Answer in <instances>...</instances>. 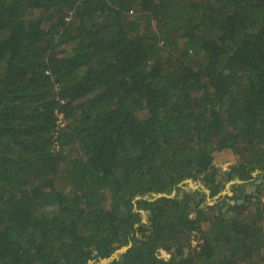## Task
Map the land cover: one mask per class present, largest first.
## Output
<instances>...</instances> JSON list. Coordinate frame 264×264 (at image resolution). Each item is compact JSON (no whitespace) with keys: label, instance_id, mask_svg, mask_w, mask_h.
Returning a JSON list of instances; mask_svg holds the SVG:
<instances>
[{"label":"trees","instance_id":"obj_1","mask_svg":"<svg viewBox=\"0 0 264 264\" xmlns=\"http://www.w3.org/2000/svg\"><path fill=\"white\" fill-rule=\"evenodd\" d=\"M226 151L234 217L181 186ZM130 241L106 264H264V0H0V264Z\"/></svg>","mask_w":264,"mask_h":264},{"label":"flooded vegetation","instance_id":"obj_2","mask_svg":"<svg viewBox=\"0 0 264 264\" xmlns=\"http://www.w3.org/2000/svg\"><path fill=\"white\" fill-rule=\"evenodd\" d=\"M209 168H210V166H209ZM232 171H233V168L229 170V176L231 175ZM259 173H260L259 171L256 174L253 173V177L254 178L256 177L255 179L245 180V179L240 178L239 181L234 182V184L232 185L231 192H229L225 195L218 196V198L216 199V202H214L213 204H208V202L206 203V200H205L204 206L211 205V206L215 207L214 205L216 203H219L221 205V208H220L221 211L226 212V215L228 217L236 216V214L240 210L239 207L249 206L250 204H252L253 202H255L257 200V195H258V191H259L258 184L262 183V177H257ZM199 187L202 188V186H199ZM199 187H197V188H199ZM231 205L235 206L234 210L230 209ZM215 209L218 210V207H215ZM137 210L140 211L142 214L141 209H137ZM144 211L147 212V217H146V220L143 219V221L148 222V211H146V210H144ZM214 215H216V214H214ZM130 243L132 245V241H130L129 244ZM198 244H199V240L197 238H194L193 239V245L195 246ZM174 249H176V248H174ZM160 250H162V253H164V254H162V253L158 254V251H157V254L159 257H162V258L171 257V254L168 253L167 251H165L163 249H160Z\"/></svg>","mask_w":264,"mask_h":264},{"label":"rangeland","instance_id":"obj_3","mask_svg":"<svg viewBox=\"0 0 264 264\" xmlns=\"http://www.w3.org/2000/svg\"><path fill=\"white\" fill-rule=\"evenodd\" d=\"M232 156L233 155L230 151L214 154V158L211 163L210 170L208 171V173L214 180L213 183L211 182L210 186H206V184H204V181L200 178L197 180L192 179L191 183H189L186 180L181 183V186L186 189H194L201 185L207 195L206 203L208 202V204H213L214 202H216V199L218 198V196L225 195L229 193V191L231 192V188L234 182H237L240 179V177L238 176H235V177L228 176V177L221 178L222 180L221 183L220 184L218 183V180H219L218 169L223 171L224 169H229L230 163H236V160H232ZM212 188L215 189L214 195L211 194ZM142 217L144 220H146L147 212H142ZM94 264H96L95 261H94Z\"/></svg>","mask_w":264,"mask_h":264},{"label":"water","instance_id":"obj_4","mask_svg":"<svg viewBox=\"0 0 264 264\" xmlns=\"http://www.w3.org/2000/svg\"><path fill=\"white\" fill-rule=\"evenodd\" d=\"M236 166V163H230L229 164V169H224L223 171H224V176L225 177H228L229 176V170L230 169H232V168H234ZM210 167H211V165H210ZM210 170V168L208 169V171ZM258 171H255L254 172V174H256ZM186 181V180H185ZM187 181L189 182V183H191L192 182V179L191 178H189V179H187ZM175 194V192H173L172 194H167V193H155L154 194V196L155 197H161V196H171V195H174ZM141 196H137L135 199H134V202H135V205H137V203H136V200L138 199V198H140ZM141 211L142 212H145L143 209H141ZM131 246V243L130 244H128V245H124V246H122V247H120L119 249H117V250H115L114 252H113V254L110 256V257H106V258H102L101 260H100V262L102 261V263H109V262H111L112 260H114V259H118L119 258V255L121 254V253H123V252H125L129 247ZM162 253V250H158V254H161ZM94 261L95 260H90L89 261V263L88 264H94ZM96 262V261H95Z\"/></svg>","mask_w":264,"mask_h":264},{"label":"bare ground","instance_id":"obj_5","mask_svg":"<svg viewBox=\"0 0 264 264\" xmlns=\"http://www.w3.org/2000/svg\"><path fill=\"white\" fill-rule=\"evenodd\" d=\"M219 171V178H224V171L218 169Z\"/></svg>","mask_w":264,"mask_h":264},{"label":"built area","instance_id":"obj_6","mask_svg":"<svg viewBox=\"0 0 264 264\" xmlns=\"http://www.w3.org/2000/svg\"><path fill=\"white\" fill-rule=\"evenodd\" d=\"M60 120H62V115H60Z\"/></svg>","mask_w":264,"mask_h":264},{"label":"crops","instance_id":"obj_7","mask_svg":"<svg viewBox=\"0 0 264 264\" xmlns=\"http://www.w3.org/2000/svg\"><path fill=\"white\" fill-rule=\"evenodd\" d=\"M225 177V176H224ZM201 186V185H200ZM230 192V191H229Z\"/></svg>","mask_w":264,"mask_h":264}]
</instances>
